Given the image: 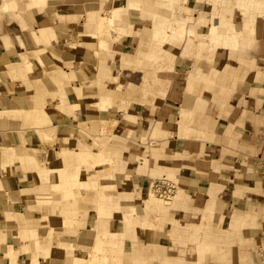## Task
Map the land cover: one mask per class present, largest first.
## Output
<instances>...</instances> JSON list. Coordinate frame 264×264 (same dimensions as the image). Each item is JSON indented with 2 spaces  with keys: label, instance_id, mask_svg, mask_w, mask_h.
Segmentation results:
<instances>
[{
  "label": "crops",
  "instance_id": "1",
  "mask_svg": "<svg viewBox=\"0 0 264 264\" xmlns=\"http://www.w3.org/2000/svg\"><path fill=\"white\" fill-rule=\"evenodd\" d=\"M101 1L63 0L56 3L49 14L40 18L35 12L27 14L33 21L26 25L28 28L26 30H52L57 45L53 47L51 54L57 60L56 65L71 76L70 79L74 76L69 80L68 91L70 92L72 87L76 90L72 92L75 95H77L76 92L79 93L78 96L82 100H90L91 96H97L89 102L99 100L98 87L93 85L92 80L82 83L84 80H80L75 73L71 75L70 69L74 71L83 69V56L91 58L88 48H85L83 53H80L77 48L78 45L89 42L85 37L92 32V28L86 27L85 19L80 17L79 7H86L87 19L96 18L99 15L94 8L98 7ZM119 1H121L119 6H122L124 0H105L103 9L109 10ZM191 2L195 4L194 0L189 3ZM203 9L196 11L191 6V11H194L188 16L197 19L200 11L205 12ZM236 15L238 13L235 12L231 17H227L231 20L233 18L230 25L242 32L244 42L231 53L230 60L217 62L215 58L208 62L210 58L206 51L200 55V60L196 63L195 52L192 53L193 58H181L182 47L179 54L172 60L167 62L158 60L151 63L152 67L157 69L152 79L154 82L157 81L156 87L163 93L161 96L152 94L150 105L143 107L144 109L139 113L148 117V123L151 126L149 136L153 131L157 139L154 141H151L149 137L144 141L128 139L122 151L115 154L116 158L113 159L120 171L115 178H119L121 182L129 181L131 189L129 192L120 190L119 195H126L129 198L130 201H127L123 197L125 203H130L129 206L134 207L137 217L147 218L145 229L135 230L142 231L140 237L139 233L136 234L138 250L131 253L123 252L122 256L126 259L128 255L130 260L140 259L147 264H198V247L195 243L236 242L237 239H228L233 237L228 234L234 230L232 229L234 218L239 216L247 201L259 203L264 197L262 181L259 180V177L264 174V122H262L264 86H255V74L257 77L264 76V12L261 14V21L254 27V34H250V30L244 28V23L235 22V17L241 19L240 15ZM130 18L139 19L140 17L133 16L131 11ZM148 22L149 20L141 19L138 26L134 24L131 31L120 40L110 43L109 50L102 52V58L97 61V66L102 68L105 78L102 86L113 104L109 111H98L93 105L87 103L83 105L84 122L93 121L91 131L88 130L86 134L95 139L101 136L104 120H116V128L124 126L122 130L127 129L121 122L122 111H120V104L123 105L128 97L123 83H129L126 81L127 76L138 74L140 77L142 73L130 68L121 69L119 57L138 49L147 51L151 47L152 43L148 34L151 26L146 27ZM115 24L127 26L122 22ZM121 25L118 26L122 27ZM207 26L208 31L210 24L208 23ZM204 27L202 22L197 20L191 31L201 38L200 42L204 40L206 44L207 40L202 38ZM2 37L9 38L8 35L0 32V39ZM0 54H2L1 51ZM17 65L0 58V102L2 103L0 113L31 112L37 100H44V108L49 109L52 102L49 99L46 100L48 95L57 96L55 101L57 105L60 98L65 97L42 83L41 70L27 73L26 68L24 71L23 66ZM245 65L248 68L247 71L244 69ZM224 66L232 68L230 72L232 76L223 72ZM8 67L12 75L17 77L15 81L4 75ZM115 77H119L122 81V89L119 91L115 90L116 82L113 80ZM241 77L243 79L246 77V80L242 79L245 85L232 87V79L236 78L239 81ZM35 79L43 85L40 87L33 85ZM54 83L58 84L56 81ZM101 96L108 98L104 94ZM135 97L137 99L138 95ZM58 108V114H55L54 120L63 119V121L52 124L49 132H44L46 131L44 128L34 129L20 119L15 120L7 116L5 119H0V133H10L12 139L10 146L17 151L21 149L23 163L14 157L9 144H0V264H31V259L34 258L32 256L34 254L33 240L24 232L25 227L35 231L38 244L45 243L52 231L53 244L58 242L59 236L56 233L60 231L65 233V229H54L51 223L43 227L36 225L37 230L33 227L39 212L36 206L38 203L36 200L39 199L35 194L40 192L51 195L53 191L49 186L41 185L31 171L28 172L29 168L31 167L32 170L33 167L30 163V155H35L37 165L41 167L44 157L39 153L49 150L44 143H41L38 133L50 134L53 129L54 147L57 149L62 140H66V146L73 151L79 150L73 149L75 146L92 149L86 142L82 144L77 142L73 146L77 135L85 131L84 123L70 124L74 120L69 115L71 111H75L70 105L64 104L57 106ZM123 111L127 115L125 109ZM75 117L79 122V115ZM107 148L109 156L111 152H115L110 147ZM117 156H122V160L116 162ZM28 166L30 167L27 168ZM92 172L93 170H88L87 174L95 176L96 170L94 174ZM159 176L163 180L168 179V176L182 181V199L174 206L173 213L165 211L160 215L151 212L147 216L143 197L150 189L151 180ZM125 178L129 179L125 180ZM256 191L261 194H255ZM32 198L35 202L31 200ZM163 215H165L164 219H160L159 217ZM52 216L55 217L56 213ZM111 222L108 225L109 230L113 226V220ZM253 229L250 227L247 233L242 235L243 241L249 245L248 259L244 264H264V246L261 244L264 243V236ZM190 231H198V233L192 236ZM224 232L228 233L224 234ZM72 234L75 241L76 239L90 240L94 237V231L88 224L73 231ZM47 243L50 242L47 241ZM58 244L69 246L63 239ZM127 244L128 241L125 239L123 247ZM39 246L46 249L43 247L46 244ZM72 246L75 247V243ZM68 252H72V255L67 256L65 253L67 257L74 256V251ZM214 255L213 251L211 254H203L200 264H218L213 260ZM37 264L48 263L42 255H37Z\"/></svg>",
  "mask_w": 264,
  "mask_h": 264
},
{
  "label": "rangeland",
  "instance_id": "2",
  "mask_svg": "<svg viewBox=\"0 0 264 264\" xmlns=\"http://www.w3.org/2000/svg\"><path fill=\"white\" fill-rule=\"evenodd\" d=\"M11 1H20L21 6L15 7L11 3ZM23 1V2H22ZM30 0H0V32H3V34L8 35V37H2L0 39V51L2 54H0V58H2L5 62L15 63L18 64L17 66H23L22 69L24 71L26 70L27 73H30L34 70H41L43 73V77L40 78L43 84H46L47 88H50L51 90L58 91L59 95H65L63 98H60V101H58V105L55 104L57 102V96L54 95H46V100L49 99L52 104L48 107L50 110H54L55 114H58L59 108L57 109V106H61L66 104L70 105L73 101H76L77 103L82 104V107L77 111H71V116L74 121L70 123L73 125V123L79 124L84 123V129L83 133H79L77 137L74 140V145L78 143L82 144V142L89 143L91 145V150H88L87 148H82L79 146L77 148L73 149H79L77 151H73L68 149L66 146L67 141L62 140L61 145L59 149L54 147V130L52 129L50 134L47 133H38L41 143H44L45 147L49 149L47 152H40L39 154L44 157V163L42 162V166L37 165V159L34 154L30 155V163L32 164V170L31 167L29 168L28 172L31 171L34 175L42 170L44 174H49V178H47V182H41V185L43 186H49L50 189L53 191V188L55 190L53 193L50 194H41L40 192H37L35 194L36 198L41 201H37L36 203L38 206V214L36 215L37 222L34 223L36 230L37 226H48L49 223L52 224L54 229L63 230L65 229V233H62L61 231L56 233L58 237V242H60L62 239L66 242V245H69L67 247L62 246L58 244V242L52 243V236L51 233H49L48 242L45 243H39L38 245L46 244V246H43L46 249H42L40 246H35L34 241H32V247H33V257L37 258V255H42L46 263L48 264H64L63 261L60 259H57L55 257V254H58V248L62 247L64 250V253H67V256L72 255V252L68 251H74V256H70L68 259L67 264H147V262L142 260H135L131 259L127 255V259L122 256L124 255L123 252L131 253L134 250H138V244L136 239V234L139 233V237L142 234V231L139 230L136 232V229L144 228L147 223V218H139L135 214V210L133 206L130 203H125L124 198L127 201H130L129 198L125 196H120L119 191H127L129 192L130 184L129 181L121 182L120 179H116L115 176L120 174V171L115 166V163L113 161L115 154H118V152L122 151V148H124V144L128 139H134V140H146V138H150L151 141H154L157 139V136L152 131L149 136V133L151 131V126L148 123V117L143 116L139 112L144 109L143 107L149 106L152 94L155 96H161L163 92L160 88L156 87V82L153 81L152 76L157 71V69L153 68L151 63L156 62L158 60H167L170 61L173 59L174 56H177L181 50V58H193L192 53L195 52L194 60L196 63L200 60V55L202 53H205L207 51V55L210 59H208V62L211 60H214L216 58L217 62H226L230 60L231 53L236 51V48L239 44L244 42V37L242 36V32H237L236 28L233 25H230L232 20L228 18L227 16H232L234 13H238L236 16H241L236 19L234 18L235 22L240 21L241 23H244V28H248L250 30V34H254V28L248 26L245 24L247 18H251L252 16H255L257 18V23L261 21V14L264 12V0H240V1H246L248 2V5L244 6L241 9H231L232 4H229L230 9H222L224 4L215 2L214 0H194L195 4L193 2L189 3L193 0H136L138 2V7L133 10L132 15L133 16H139L140 18H131V22L134 24H137L139 21L142 20H149V22L146 24V27L152 26V22L154 19V15H159V21L163 20L165 23V26H162L164 30H167L171 27L172 24L176 23L175 20L183 19L184 22L187 24L185 35L184 36H176V35H169V39H172L171 42L165 41L164 43H159V41H156L155 37L151 34L150 31H148L149 38L151 40V47L148 48L147 51H142L140 49L134 50L130 54H126L124 56H120L121 63L120 68L121 69H127L130 68L131 70H138L141 71L142 74L139 77L138 74H132L130 76H127L126 82L123 83V85L126 88V92L128 97L124 100L123 105L120 104V111L121 113V122L122 124L126 125L127 129L124 131L122 130L123 127H117V121H106L103 122V129L101 130V136L99 138H93L86 134V132L92 129L91 121L90 123L84 122L83 118V112H84V104H90L93 105L94 108L98 111H109L111 110L112 106V100L109 97V94L105 92V89L102 86V82L105 80L102 72V68L97 66V61L99 58H102V52H99L98 55L90 58V61L92 62V65L90 67V63L85 61L83 56V69L74 71L70 69V74L73 75L74 73L78 76L80 80H84L85 83L87 80H92L93 85L97 86L99 89V100L95 102H89L92 98H95L97 96H91L90 100H82L79 98L78 94L75 95L73 92V88L71 87V93L68 91V86L64 85V91L60 89L61 83L59 82V75L58 74H52V70H55L56 68H60V66L56 65V58L51 54L52 52H45L41 55L42 63H38L36 61V53H34L36 50L40 49V46H49L50 44H57L56 39L53 37L52 30L46 29L44 32L48 33L51 36L50 42L46 43H36L35 45L30 42L31 40L28 38H25V32H27L28 29L26 25L31 24V20L33 19L28 18V13L35 12L38 15V18L49 14L50 11H52L54 5L56 3L63 2V0H58L55 2L54 5L48 8H40V9H32L28 6L27 3ZM96 2H99V0H95ZM105 0H102L100 3H103ZM110 1V0H108ZM27 6H23V4ZM206 3V5H205ZM227 3V2H226ZM121 5V1L116 3V6ZM191 6L194 7V10L199 11L201 9H205V12H199L197 19H194L193 17L188 16L189 13H193L194 10L191 11ZM96 7V5L94 6ZM115 7V4L114 6ZM30 8V10H29ZM112 8V7H110ZM109 8V9H110ZM96 11H98V15H105V11L107 10H98V7L94 8ZM203 9V10H204ZM135 11V12H134ZM136 13V14H135ZM79 14L80 17L85 19L86 27H91L92 32H90V35H97L98 32L97 29H93L95 25H92L91 23L96 20L99 16L96 18H90L87 19V11L85 6L79 7ZM190 15V14H189ZM37 18V17H36ZM161 19V20H160ZM197 20L202 22V25L205 26L204 29H202V33L204 34L202 38L206 39L208 42L207 45H203L201 43H205L204 40L201 41V38H198V36H195L191 28L197 23ZM167 21V22H165ZM162 22V21H161ZM192 25H189L191 24ZM210 24V27L212 24L217 23L218 26L214 30V36H213V44L209 43V40L207 39V34L210 30L207 31L208 26L207 24ZM229 24V25H228ZM121 25V24H117ZM123 27V25H121ZM222 28V29H221ZM226 31L227 33V40L226 44L224 46V37L222 30ZM32 30V29H31ZM30 30V31H31ZM130 30H127L126 32H130ZM35 33H38V31H34ZM212 30L210 31V33ZM219 32V33H218ZM147 33V32H146ZM155 33V32H154ZM221 33V34H220ZM225 33V32H224ZM126 35L125 32L118 33L116 36ZM157 36V34H155ZM113 36V35H112ZM160 36V35H159ZM21 39H20V38ZM115 37V35L113 36ZM122 38V37H121ZM90 37H88V43H85L82 47L85 49L90 45L89 43H96V40L94 42L91 41ZM118 39L113 40H107V47L109 50L110 42L114 43V41H117ZM11 41L12 44H11ZM91 41V42H90ZM44 42V41H43ZM206 42V43H207ZM81 46V45H80ZM78 46V47H80ZM56 47V46H54ZM90 48V47H89ZM88 48V50H89ZM232 48V49H231ZM78 49H81L78 48ZM96 49V48H95ZM93 50V53L96 52V50ZM235 49V50H234ZM91 50V49H90ZM53 51V48H52ZM79 52H81L79 50ZM171 54V56H170ZM84 55V54H83ZM55 58V59H54ZM55 60V61H54ZM94 62V63H93ZM165 62V61H164ZM21 63V64H19ZM93 67V68H92ZM26 68V69H25ZM245 71H247V66L244 67ZM62 70V69H61ZM232 71V68L228 66H224L223 72L225 74H229L232 76L230 72ZM6 72L12 80H16L14 75H12L10 67L6 68ZM196 73H198V70L196 69ZM255 74V86H264V76L261 75L259 77ZM53 76V77H52ZM56 79V80H52ZM74 76L71 78L73 79ZM39 79V78H38ZM70 78L65 81L71 80ZM241 77L238 81V79L233 78L232 79V87H236V85L243 86L245 85L243 83V80H246V77L242 80ZM26 80V79H25ZM113 80L116 82L115 90L119 91L122 89V81L118 78H113ZM33 81V80H32ZM36 81V82H35ZM57 82L58 84H55L54 82ZM40 81H37V79L34 80L32 83L36 87H40L43 85ZM92 86V85H91ZM90 86V87H91ZM90 87H88L90 89ZM160 90V91H159ZM73 91V92H72ZM76 91V90H75ZM159 91V92H158ZM107 95L108 98L106 99H100L101 95ZM138 95V98L136 99L135 96ZM140 96V97H139ZM73 97V99H72ZM59 99V98H58ZM35 107L44 108L45 101L44 100H37L35 102ZM2 107V103L0 102V108ZM56 107L55 109H52ZM148 108V107H147ZM35 109V108H34ZM123 109H125L127 115L124 113ZM34 114H37L36 112ZM32 112H26L21 113L19 111H13L11 112H2L0 113V119H5L6 116L8 118H14L15 120H22V122H26L30 125V127H34V129H41L44 128L46 131L49 132L51 129V125L56 123H60L63 121L60 119L53 120L51 122H45L42 121V119H37L36 116H34ZM77 114L80 117L79 122L75 119ZM262 122H264V117L262 119ZM99 123V122H98ZM99 126V124L97 125ZM125 128V127H124ZM70 132V130H69ZM92 133V132H91ZM6 136H2V135ZM71 134V132H70ZM46 135H48L46 137ZM98 135V133H97ZM12 139L10 136V133H0V144H5L10 147L12 150V154L20 163L21 161V151H17L14 147L11 148ZM154 144V143H153ZM115 150V152H111L110 156L108 154V158L102 159L99 152L103 149L108 151V148ZM55 148V149H54ZM28 156V154H25ZM34 155V156H33ZM119 157V158H118ZM264 158V156H263ZM122 156H117L116 162L121 161ZM104 161V163H103ZM23 164V163H22ZM100 164H103L99 166ZM16 165V164H15ZM107 166V167H104ZM98 168V169H97ZM88 170H93L92 174H94L96 170V175L92 176L90 174H87ZM68 181V183H64V179ZM165 181L168 182V184L173 188L171 196L167 199H163L158 197V195H155L150 190L147 194L143 197V203H144V209L145 213L148 216L151 212H155L157 214H164L165 211L168 213H173L174 206L177 205L180 199H182V181L175 179L174 177H168ZM129 178H125V180H128ZM261 179V180H260ZM163 180L160 176L157 177V179L151 180V183H154L156 181ZM259 180L262 181V186L264 188V174L263 176L259 177ZM74 192V193H72ZM255 194H261L256 191ZM48 195V196H47ZM48 197L49 201L45 200ZM124 197V198H123ZM132 198V196H131ZM27 200V199H26ZM30 200V199H28ZM31 200L35 199L32 198ZM53 201V202H52ZM261 202H248L244 205V209L241 210L242 212L239 213V216L237 218H234V229L231 233L229 232L228 239L232 240V238L237 239L236 242L234 241H226L221 243H208V242H201V243H195V245L198 247V264L202 262L201 256L205 253L211 254V252H214V259L218 264H244L245 261L248 259L249 254V245L243 241V233H247L250 227H253V231L255 230L256 233H262L264 236V197L260 200ZM47 203V204H45ZM49 205V207H48ZM39 206H42L41 208ZM44 206V207H43ZM97 207L102 209H108V216H103V220H107V223H110L113 220V226L112 229L110 228V231H117L119 228V231L123 232L122 238L114 237L111 234H109L106 230V227H102L101 224L98 223V213H97ZM243 205L241 206V208ZM75 208V209H72ZM50 209V210H49ZM54 209V210H53ZM44 210V211H43ZM41 212V213H40ZM56 213V216H52ZM43 215V216H42ZM53 217V218H51ZM164 216H160V219H164ZM243 216V217H242ZM112 223V222H111ZM116 223V224H115ZM86 224L89 225V227L94 231V237L90 240L86 239H76V241L73 239V231L77 230L78 228L86 226ZM32 225V224H30ZM37 225V226H36ZM25 227V226H24ZM31 227V226H27ZM145 229V228H144ZM32 231H34L31 228H24V232L30 235L32 240H34L32 236ZM204 232L203 230H199ZM145 232V230H144ZM192 236L197 232L190 231L189 232ZM228 232H224V234H227ZM42 234H45V230L42 231ZM238 236V237H234ZM127 237V238H126ZM128 241L127 246L123 247L124 240ZM114 242H117L118 245H120L118 248L114 246ZM194 242V241H193ZM75 243V247L72 246V244ZM77 243V245H76ZM100 246V251L97 250L96 245ZM193 244V243H191ZM262 246H264V243H261ZM53 245V247H52ZM97 245V246H98ZM72 247V250H71ZM200 247V249H199ZM69 248V249H68ZM27 250V249H26ZM51 254H50V253ZM56 252V253H55ZM55 253V254H53ZM51 255V256H49ZM9 256L11 257V249L9 252ZM13 259V258H12ZM31 264H34L33 258L31 259ZM37 264V263H36Z\"/></svg>",
  "mask_w": 264,
  "mask_h": 264
},
{
  "label": "bare ground",
  "instance_id": "3",
  "mask_svg": "<svg viewBox=\"0 0 264 264\" xmlns=\"http://www.w3.org/2000/svg\"><path fill=\"white\" fill-rule=\"evenodd\" d=\"M56 1H58V0H30V1H28L29 3H27V4L32 9H40V8L41 9L42 8L45 9V8H48V7H51L52 5H54ZM214 1L215 2H218V3H221V4H224L223 7H222V9H228V10L230 9L229 4H232L231 5L232 6L231 9H241L244 6L248 5V2H246V1H240V0H214ZM12 2L13 3L15 2V3L13 4ZM11 3L15 7H19V5L21 6L20 1H17V2L16 1H11ZM23 6H27V5L26 4L25 5L23 4ZM137 7H138V2L136 0H124L123 3H122V6H116V3H115V7L110 8L109 10L105 11V15H99V17L91 23L92 25H95L96 24V26H94L93 29H97L98 30V32L96 33L97 35H95V34L90 35V33H89V34L86 35L87 37H85V38L90 37V39H92L91 40L92 42H94V40H96V43H89L90 45H88V47H86V48H89L90 47L89 48V52L91 54V59H92V57L98 55L99 52H107L108 51L107 40H113V39L114 40L115 39L120 40V38L123 37L124 35L116 36V34L123 33V32H125V34H126L127 33L126 32L127 30L132 29L134 23L131 22L130 12L133 11V10H135ZM29 10H30V8H29ZM98 10H101V11L104 10L103 9V3H100V5H98ZM136 10H138V9H136ZM161 21H159V15L158 14H155L154 15L153 22H152V26H151V28L149 30L151 32V34L153 35V37H155L156 41H159V43H164L165 41L171 42L172 39H169L170 38L169 35H176V36L177 35L178 36H184L185 35V31H186L187 24L184 22L183 19L175 20L176 23L172 24L171 27L168 28L167 30H164L162 28V26H165V23L163 22V20H161ZM117 22H122L123 24H127V26H125V27L124 26L123 27H119L118 25L115 24ZM165 22H167V21H165ZM245 22H246L245 24H247L248 26L253 27V28L258 25L257 18L255 16H252L251 18H247V20ZM217 26H218L217 23L212 24L211 27L209 26V30L210 31L212 30L211 33L209 31L208 34H207V39L209 40V43L210 44H213V36H214V33H213L214 30L213 29H216ZM45 30H40V31H38V33H35L34 30H31V31L28 30L27 32H25L26 33L25 34V38L30 39L31 40L30 42H32L34 45L36 43H42V44L43 43H46L47 44L48 42H50L51 36L48 33H45L44 32ZM73 30H75V29H73ZM236 31L237 32H241L240 30H237V29H236ZM222 32H223V37H224L223 39H224V46H225L226 40H227V36H226L227 33L224 30V28H223ZM155 34H157V36ZM112 35L113 36L115 35V37H113ZM172 41H174V40H172ZM110 43H112V42H110ZM201 44L208 45V42L206 44L205 43H201ZM55 45H57V44H55ZM55 45L50 44L47 47L46 46H43V45L40 46L39 47L40 49H38V50H36L34 52V53H36V61L38 63H42L41 55L44 54L46 51L49 52V53L52 52V48ZM66 45H68V44H66ZM83 45H81V46L78 45V46L81 47V49H79L81 51L80 53H83V51L86 50V49H83V47H82ZM74 46H77V45H74ZM78 46H77V48H80ZM92 49L93 50L95 49L96 52L93 53ZM124 55H126V54H122V56H124ZM84 59H85V61H87V62L90 63V67L93 66L92 65V62L90 61V58L84 57ZM52 71H53L52 72L53 76H54V74H58L59 75V82L61 83L60 88H59V91H60V89L64 91V89H63L64 88V85L65 86H68V83H69V81H65V80H68L71 76H69L67 73L63 72L62 70H60L58 68H56L55 70H52ZM4 75L5 76H8V74H7L6 71H5ZM51 79L52 80H56V79H53V78H51ZM86 91H87V89H86ZM72 99H73V97H72ZM100 99H106V98H103L101 96ZM66 104H67V102H66ZM81 106H82V104L77 103L76 101H73L72 104H71V108H73L75 111L79 110ZM31 112L33 114L36 112L37 114H34V116H36L37 119H42V121L51 122V121L54 120V116H55V111L54 110H50V109H46V108H40L38 106V107H35V109L33 111H31ZM2 136H6V135L3 134ZM47 136L48 135H46V137ZM20 151H21V149H20ZM99 154H100V156H101L102 159L108 158L107 157L108 156V151L105 150V149L101 150L99 152ZM21 161H22V156H21ZM103 163H104V161H103ZM101 165H103V164H100L99 166H101ZM35 176L41 182H47V180H48L47 178H49V174H44V172L42 170H40L39 172H37L35 174ZM63 179H64V183L67 184L68 181L66 180V178L64 177ZM54 190H55V188H53V191ZM45 200L49 201L48 197ZM39 201L42 202L43 200H38V202ZM45 204H47V203H45ZM39 207L41 208L42 206H39ZM48 207H49V205H48ZM96 210H97V213H98V216H99L97 218L98 219V223L101 224L102 227H104V228L106 227V229H107L106 231L109 234H111L112 236L122 238V236L124 234H123L122 231H119V228H118L117 231H110L108 229L109 223H107V220H103L102 219L103 216L105 217V216H108L109 215V213L107 212L108 209H105V208L102 209V208H98L97 207ZM51 218H53V217H51ZM32 236L34 238L33 241H34L35 246L38 247L39 245L37 244V237L35 235V231H32ZM97 245H96V248H97L98 251H100L101 248H100L99 245L98 246ZM113 245L116 246V248H118L120 246V245L117 244V242H114ZM64 250H65L64 248L59 247L58 248V254H55L56 252L53 253V254H55V257L57 259H60L61 261L64 262V264H67L69 257L66 256V254L64 253ZM71 250H72V247H71ZM33 262H34V264H36L37 263V258H33Z\"/></svg>",
  "mask_w": 264,
  "mask_h": 264
},
{
  "label": "built area",
  "instance_id": "4",
  "mask_svg": "<svg viewBox=\"0 0 264 264\" xmlns=\"http://www.w3.org/2000/svg\"><path fill=\"white\" fill-rule=\"evenodd\" d=\"M172 189L173 188L168 184V182L161 180L151 183L149 190L155 195H158V197L167 199L171 196Z\"/></svg>",
  "mask_w": 264,
  "mask_h": 264
}]
</instances>
